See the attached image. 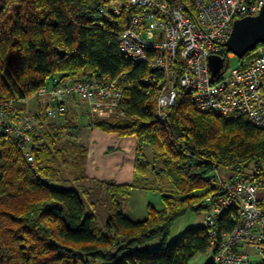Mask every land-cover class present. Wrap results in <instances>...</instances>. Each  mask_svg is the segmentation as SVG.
<instances>
[{"label": "trees", "instance_id": "obj_1", "mask_svg": "<svg viewBox=\"0 0 264 264\" xmlns=\"http://www.w3.org/2000/svg\"><path fill=\"white\" fill-rule=\"evenodd\" d=\"M103 3L0 0V102L30 99L54 78H118L123 99L105 116L114 115L86 114V127L136 140L131 184L93 180L89 186L77 119L57 124L45 112L35 115V168L0 131V264H190L208 250L206 229L187 230L175 242L169 237L179 219L202 214L200 203L212 191L205 178L238 165H264V132L246 116L199 112L180 91L165 121L159 119V87L141 83L148 64L134 65L119 49L135 11L125 7L110 22L99 14ZM261 46L240 59L241 69L253 64ZM133 189L158 192L163 208L149 205L144 220L130 219L122 205ZM100 203L106 206L103 228L98 215L87 212ZM236 224L235 212L219 219L221 232Z\"/></svg>", "mask_w": 264, "mask_h": 264}, {"label": "built area", "instance_id": "obj_2", "mask_svg": "<svg viewBox=\"0 0 264 264\" xmlns=\"http://www.w3.org/2000/svg\"><path fill=\"white\" fill-rule=\"evenodd\" d=\"M125 7L135 12L119 37V49L134 65L148 64L150 74L141 83L159 87L157 115L161 121L181 91L199 112L246 116L264 132V47L257 48L247 69L229 66L234 54L226 47L233 22L257 16L264 0H104L99 14L114 22ZM212 56L224 60L217 77L211 75ZM32 98H47L44 112L53 120L73 99H80L94 119L119 107L123 88L118 78L107 76L68 82L54 78ZM17 105L13 99L0 102V131L11 137L35 168L31 132L37 121ZM260 169L264 165H238L227 179L219 170L205 178L212 191L200 203L209 244L202 264H250L251 256L264 264V210L258 204L255 178ZM232 212L237 213V224L231 232H221L219 219Z\"/></svg>", "mask_w": 264, "mask_h": 264}, {"label": "rangeland", "instance_id": "obj_3", "mask_svg": "<svg viewBox=\"0 0 264 264\" xmlns=\"http://www.w3.org/2000/svg\"><path fill=\"white\" fill-rule=\"evenodd\" d=\"M229 62V66L233 68H237L240 66V59L235 55L230 59ZM17 106L19 108V105ZM112 115L114 114H110L107 116L104 115L102 117L105 118L109 116L111 118ZM98 135H101L103 138H99ZM79 138L81 143L87 147L88 151L92 152V154L90 153V156H92L90 159H97L96 163L92 162L86 168V176L89 178V182L87 183V185L90 186L93 180L107 181L112 183H118V180H121L122 184H126L128 182L125 171H116L117 169L113 168L112 162H109L110 158L108 156L106 157V155H100L101 150H104V148L108 146H113V148H117L116 145H112L113 142L110 138L105 136V134L99 130L96 132L89 133H86V131L82 130L79 134ZM102 160L107 161L106 164L111 163V166H105V164L103 163L101 164ZM62 169L66 179L72 182L73 177L70 174V167H64ZM149 205H152L157 209H162L164 204L161 195L158 192L133 189L131 191L130 196L123 203L122 209L124 214L132 218L133 220H144L147 217ZM88 211H93L95 214L98 215V226L103 228L106 222L105 203L90 206L87 212ZM199 227H203V211L202 214L190 213L179 219L174 224L170 233L169 242H175L185 231ZM156 246L158 247L159 245L156 243ZM206 260L207 258L205 254L200 253L194 256L190 264H202Z\"/></svg>", "mask_w": 264, "mask_h": 264}, {"label": "crops", "instance_id": "obj_4", "mask_svg": "<svg viewBox=\"0 0 264 264\" xmlns=\"http://www.w3.org/2000/svg\"><path fill=\"white\" fill-rule=\"evenodd\" d=\"M46 102H47V98L42 99L41 101L35 98H30L24 103H18V105L20 110L27 111L31 116L35 117V115L44 113ZM87 109L88 108L85 102H83L80 99H73L68 104L66 111L61 116H59L55 121L57 124H63L66 118L77 119L78 123L82 127L81 131L82 130L86 131V133L96 132L98 131L97 129L86 127L88 118L84 116H86L85 112L86 114H88ZM104 134L105 136L111 139V141L113 142L112 145H116L117 148H113V146H108L104 148V150H101L100 155H106V157L108 156L110 158L109 162H112L113 168L117 169L116 171H122V170L125 171L127 175L126 177L128 179L127 180L128 182L126 184H131L134 177V157H135V145H136L135 138L134 137L120 138L115 134H107V133ZM98 137L103 138L101 135H98ZM78 140L81 143L80 138ZM90 153L92 154V152L88 151L86 168L92 162L93 163L97 162V159L95 158L90 159L92 157L90 156ZM102 163L105 164V166L111 164V163L106 164L107 161H103V160L101 164ZM220 173L226 179L231 177V171L229 169H220ZM255 178H256V182L258 183V189H257L258 204L260 209L264 210V169L260 170V172L256 174ZM118 181L119 184H122L121 180ZM259 261L260 260L258 257L251 256L250 264H258Z\"/></svg>", "mask_w": 264, "mask_h": 264}, {"label": "water", "instance_id": "obj_5", "mask_svg": "<svg viewBox=\"0 0 264 264\" xmlns=\"http://www.w3.org/2000/svg\"><path fill=\"white\" fill-rule=\"evenodd\" d=\"M264 45V7L257 16L237 19L233 22L231 35L226 43L227 52L239 59L252 52L259 45ZM211 75L217 77L223 68L224 60L219 56L209 59Z\"/></svg>", "mask_w": 264, "mask_h": 264}]
</instances>
